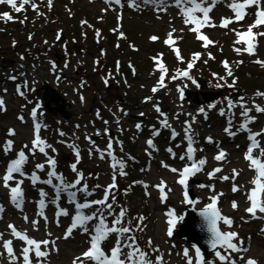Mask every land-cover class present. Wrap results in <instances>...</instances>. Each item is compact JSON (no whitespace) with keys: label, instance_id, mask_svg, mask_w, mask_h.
I'll return each instance as SVG.
<instances>
[{"label":"rangeland","instance_id":"374dc122","mask_svg":"<svg viewBox=\"0 0 264 264\" xmlns=\"http://www.w3.org/2000/svg\"><path fill=\"white\" fill-rule=\"evenodd\" d=\"M33 5L36 7L34 8ZM1 8L7 10L4 5ZM103 8L104 6L99 4V0H95L93 3L87 0H31L24 5L23 10L20 11L22 14L19 16L26 23L28 21L31 24V27L26 29L27 31L24 32L19 27L10 40V38H3L7 36L2 34L3 30L0 27V64L3 63L2 66L0 65V81L7 80V76L11 71H13V77H15L14 84L7 85L8 88L5 89L7 91L0 89V100H3V105L0 106V118H2L0 120V142L3 144L7 140L14 142L12 151L8 153L9 155L14 150L22 149L26 144L30 148L33 140L32 120L29 118L27 122L26 111L32 103H40L44 84L56 89L62 96H66L69 99L70 105L67 107L69 117L59 123L58 117L60 114H51L47 111L51 116L49 119H45V109L42 105L41 111H38L37 115L42 122L43 139L44 135L50 137L49 141L45 142L47 145H51V148H46V151L49 155H54L55 151L52 149H55L56 145H60L62 153L69 157L67 161L71 168V165L77 162V157L75 150L69 147L67 142L70 141L69 139H73L76 143L78 142L77 148L79 149L80 160L77 163V169L83 173L84 182L92 187L90 191L94 192L93 195L99 199L104 197L105 189L113 183L111 181L113 176L117 177L118 184L130 178L139 177L147 181L144 182L142 179L135 181L133 183L136 186L134 190L129 189L127 192L119 190L116 185L111 192L114 194L115 199L120 200L121 203L119 206L115 205L118 208L114 209L111 201L113 205L112 211L114 214H118L121 209L126 211L122 226L130 227L132 232L125 235H134L137 238V245L148 254V260L152 264H156L157 257L162 258V264H187L188 259L182 256V249L187 248L189 256L192 257V243L181 236L171 237L166 234L169 227L167 213L169 211L174 213L176 223L172 231L176 234L179 232L182 211L187 207L185 201L180 197V188L177 186L176 175L171 174L168 169L162 168L158 163H153L152 168L149 171H145V169L143 170L144 161L141 163L135 162L128 157L126 159L132 163H129L131 173H128L126 178H124L126 172H128L126 162L122 170L119 167L116 169L108 168L104 149L107 150L106 146L110 140H114L117 144L119 143L118 147H114L115 156L119 161H124L120 159L122 156H133V153L127 150V146L139 152L141 141L136 138L131 125L137 118L142 117V108L151 111L154 102L145 101L146 99L143 98L146 96L163 97L161 90L169 87L167 82H164L163 87H159V83H152L154 78L149 79V75L153 76L151 73L149 74L152 68L149 60L150 56L156 55L159 50L162 52L164 49L162 48L161 40L156 42L149 41L151 34H158L160 39L173 29L176 36L178 35V30L183 34L179 38H182L180 45L186 59H180V63L168 60L166 64L184 67V65L188 66L189 63H192L195 66L194 70H196L192 72H197L196 75L200 80V84L199 87H191V92L187 99L179 100L177 104L176 91L164 94L166 96L164 97L166 101L165 110L167 109L169 113L179 112L183 115H181L183 119L186 118L188 112L182 109L181 105L198 106L199 103L195 101V98L198 101L204 99V95L198 90L199 88L209 91L211 94H217V100L224 94V96L231 97V100L233 99L239 105L241 103H250L249 95L264 93V66L254 65L251 62V58L238 55L235 51L236 48L232 46V34L230 32L227 34L222 30H215L211 33L213 43L208 46L207 54L193 59L194 56L191 57L192 52L198 51L194 44V36L188 34L185 28L178 24L179 19L174 12H169L166 15H156L152 12L126 10L122 29L126 37L122 33L121 40L117 41L119 44L109 42L106 39V33H111L110 30L114 29L116 24H108V27L104 28V30L99 29V27H103L102 23L105 21L109 23L114 21L115 11L107 10L103 14ZM15 13L12 10L11 14H9L14 17ZM23 13H25V16ZM0 16H2L1 12ZM114 23L116 22L114 21ZM173 26H177L178 29ZM59 33L60 35H58ZM61 33H63V36ZM58 36L59 39L57 38ZM73 37L75 40H73ZM117 38L119 39V37ZM129 40H133L134 45L139 46V50L135 53L129 49ZM152 45L155 46L154 50L151 49ZM22 56L26 57L24 64L19 62ZM257 56L264 61V46L259 47ZM117 60L123 65H126L127 61L135 64L138 68L137 74L134 75L130 72L129 80L126 82H124L126 79L122 74L114 77V75H117L114 68V63ZM225 61L228 63L231 73H235L234 79L236 81L231 80V77L227 76L228 70L224 67ZM51 69L54 70L53 74L50 72ZM211 70L217 71L219 76H215L216 78L212 77ZM104 71L111 72V76H107L105 79L102 78L100 74L104 73ZM173 73L171 72L168 76V80H174ZM200 73L205 74V76L202 78ZM119 83L124 84V87L117 86ZM174 83L180 84L181 82L177 81ZM114 84L116 86H112ZM217 85H220V87H217ZM150 86L158 88L156 94L150 90ZM0 87L5 88L2 81L0 82ZM11 87L22 91L26 94L25 97L15 99L16 95L12 92ZM125 98L130 100V102L124 103ZM241 98L243 99L241 100ZM81 99L84 101L80 102ZM119 103L124 104L128 111L124 112L123 109L120 111V108L117 107ZM204 103L206 101H202L200 104L203 105ZM258 104L260 105V103ZM98 107L103 108L102 112L97 111ZM110 108L120 111L123 115V120L118 125V119L114 116L110 117ZM238 109L242 110V107ZM96 111L100 114L101 119L100 116L97 118ZM20 117H23V119L21 120ZM186 119L187 121L184 122H187V124L192 123L194 133L197 138L199 137L197 140L199 150L202 153L208 152L209 154V151L204 148V139L209 134L213 135L216 132L214 126L209 128L202 124L198 118L192 116ZM181 121L183 120L181 119ZM77 123H80L83 131L78 129ZM202 126L204 131L200 134L199 129ZM9 130H14L15 135L10 136ZM108 130L110 135L107 134ZM220 131L216 133L220 134ZM121 132H124L122 135L127 140L121 135L118 136L121 139L114 137V134H121ZM130 132L131 135L129 134ZM60 133H64V135ZM92 135L95 139L94 143L90 142L93 140L91 138ZM163 140L165 141V138ZM235 148L234 144L231 145L227 160L222 164V171L217 175L209 177L207 172L202 173L197 181L190 183L195 194L194 207L200 208L198 210L195 209L196 213L198 212L195 219L198 218L201 211L205 208V203L208 201L209 196L219 194L221 201L218 209L224 213L225 218L232 221L230 226L221 222L222 231L237 233L236 241L243 245L245 249L250 246V250L240 257L230 251L228 254L231 257L237 256L238 264H243L244 258L251 256L257 258L261 264H264V236L258 229V225L264 219L260 222H248V217L243 213V207L246 204L243 188L248 185L251 173L246 162L234 150ZM96 149L100 151L98 152ZM24 150L28 152V149ZM213 150L215 153L216 149L214 146ZM0 152L1 155H5L3 149ZM101 154L104 155L103 159ZM29 155L31 156L30 153ZM30 156H28L29 161H32V158H39V161H42V153L39 151H36L33 157ZM203 157L205 158L206 156L203 155ZM234 169L238 175L233 178ZM121 171L125 174L121 175ZM74 175H76L75 172L70 178L74 177ZM224 176H228L229 179H222ZM88 177L93 179L92 182L87 180ZM163 181L165 182L164 184ZM234 184L239 186V191H231V186ZM161 187L165 194L163 198L161 197ZM4 189L0 181V203L5 202ZM233 200L237 202L236 208L231 207V201ZM34 217L28 218V226L19 221L18 224H22L25 227L21 229L30 238H34L37 241L46 238L54 241V243H50L47 246V249L42 245V250L48 251V256L42 258L40 264H73V259L79 256L81 249H78V247L80 243L74 242V237L64 239L63 232L60 231V228H56V224L53 222H42L34 226L31 223ZM13 219L17 220V218ZM21 219L24 223V215L22 214ZM10 220L6 216L5 222ZM8 225L6 224V226ZM181 235L185 236L182 232ZM239 237H242V241ZM7 239L13 241L12 247L17 260L21 259L22 247L26 246L12 234L5 233L2 236V240H0V251H2V254L0 253V264L9 262V257L4 253V248L2 247V242L7 241ZM207 247L206 262L221 263L209 243ZM218 250L222 253L225 252V249L218 248ZM124 251L127 253L128 250L125 249ZM31 254L37 260L34 252H31Z\"/></svg>","mask_w":264,"mask_h":264},{"label":"snow or ice","instance_id":"6c2138e0","mask_svg":"<svg viewBox=\"0 0 264 264\" xmlns=\"http://www.w3.org/2000/svg\"><path fill=\"white\" fill-rule=\"evenodd\" d=\"M116 4H120L121 0H113ZM29 0H0V4H7L11 6L16 12H20L23 10L24 5L28 4ZM140 3L144 5H153L158 10L166 11L167 7L173 6L180 10L182 14V18L184 20L185 25H194L190 30L194 33H197V39L204 41V45L207 46L208 44L213 43L210 41L207 36L199 34L201 29L205 26L213 27L215 26L209 13L212 11V8L215 7L217 3H224L230 10L234 13L233 18H221L220 27L228 28L230 24L233 22L242 21L246 15L249 13L247 9L250 7H255V12L251 13L255 16V20L253 24L247 27L246 31H239L233 29L237 36V40L235 41L236 44H245L246 47L243 51H247L249 54H253L254 49V36L256 34L253 33V28L259 27L264 25V0H131L129 6L139 8ZM35 8L36 6L33 5ZM196 13L202 14V16H197ZM2 16L8 20L13 19V17L5 12ZM259 35H264V33H258ZM59 39V36L57 37ZM152 40L158 39L157 37H151ZM166 44H172V33H169V38L165 40ZM235 51L240 53L242 50L240 48H236ZM177 55L179 53L177 51ZM199 54H195L193 59H196ZM257 63H261L257 61ZM192 63L188 64V68H192ZM264 66V65H262ZM225 69L228 70V75L231 76V70L229 69L228 63L224 62ZM160 71L163 73L166 71L163 64H160ZM177 76H184L189 77V73L187 71L178 72ZM176 77H173L175 79ZM15 79V77H12ZM164 75H161L159 78V87L164 86ZM107 83V81H105ZM195 83V81H193ZM220 87V85H217ZM158 90L157 87L152 89L153 92ZM19 91V89H18ZM181 93V98H183V90L179 89ZM23 95V92H20ZM258 95L264 96V93H259ZM83 99V98H82ZM150 99V98H148ZM243 98H241L242 100ZM3 105V100H0V106ZM236 105L233 103L231 99L226 98V108L230 111ZM212 107V106H210ZM243 111L241 112V116L244 117V121L239 125V129L245 130L249 132L248 140L250 141L246 153L245 159L250 162V168L256 172V176L253 180L250 181L252 185L246 192L247 200L249 202V207L246 208V212L250 214L252 217H257V213L264 214V148L260 147L259 141L256 139L257 136L264 135V130L258 133H252L248 129V124L253 122V118L249 116V113L252 111L251 108H248L243 103L240 104ZM255 111L264 113V108H261L259 105H254ZM158 113H160V108L156 107L155 109ZM38 106L33 107L31 111V116L33 117L34 122L36 121L37 117ZM200 112H204V108L199 110ZM221 115H225V109L222 108L220 110ZM142 115V114H141ZM163 116L164 114L161 113ZM22 120L23 117H20ZM187 124V122H185ZM163 127H170L167 122V118L162 121ZM232 120H228V127L224 129V131L234 136L236 132L232 131ZM137 129L141 128V125L138 123L136 125ZM41 124L39 122L34 123V138L31 141V147L26 144L23 148L16 154L15 158H12L8 161L5 173L0 180L3 181V186L9 189L10 192V200L11 202L17 207L21 208L23 203V189L21 185L23 184V179L26 177V173L23 170V166L26 164L28 160V154H26L24 149H28V153L31 155H35L36 151L44 154L46 157V164L49 168L47 172V178L41 179L40 176L37 174L38 171H44L45 164L38 163L35 166V169L29 178L33 185L37 183H43L45 185H49L53 189V196L48 197V194L43 190H39L40 200L38 201L39 211L38 215L44 216V208L46 207V198L49 200L50 203L55 204L57 207V222L60 216H69V212L67 209H62L59 207V201L61 197H66V202L69 205L73 206V214L71 216V224L66 229L65 237L68 238L69 235L75 229H80L82 234L88 235L89 239L87 243L89 247L81 254V256L75 257L73 259V264H86V262H91V264H152L151 261L148 260V254L141 250L136 243L137 238L134 235H125L132 232V229L127 226H122L124 224V216L126 215V211L121 209L118 214H114L112 211L113 205L109 202V195L116 187L115 185V176H113V183L109 185L105 189V194L102 199L90 200L88 197L93 195V192L89 190L88 185L86 183H82L84 177L83 173L77 169V163L80 160V153L79 149L74 144H69L68 146L75 150V155L77 157V162L71 165V169L73 172L77 174V178L72 181H66L65 178L57 173L56 169V160L52 157H49L46 148H51V145H47L46 142L40 136ZM64 135V133H60ZM9 135H15L14 130H9ZM154 135H158V132L154 133ZM178 133L174 130L172 131V138L174 139ZM90 139V138H88ZM185 139L187 140V148L184 154L179 156L181 161H190V164H185L182 167V170H179L175 167L171 168L170 170L173 173H178L179 179L178 183L180 185L187 187V182L189 177L194 176L196 173L202 170V166L206 164L205 158L196 159L195 152L197 149L194 147L193 136L190 134V125L185 128ZM208 142H212L211 138H207ZM91 142V141H90ZM94 143V142H93ZM14 142L12 140H7L4 142L3 145H0V148L3 149L5 155H7L13 149ZM147 144L150 148H155L153 141L149 139ZM107 148V155L112 158V167L116 169H123L124 163L123 161H116V157L113 155L112 152V141L110 140L106 146ZM258 149L259 155L254 156L253 151ZM55 151V149H52ZM96 151H100L96 149ZM168 152L175 156L172 152V149L169 148ZM226 153L221 149L218 151V154L214 157L215 160L221 161L225 159ZM101 158H104V155L101 154ZM168 167L167 165H164ZM222 171L221 168L214 169L213 173L209 175L212 176L215 173ZM121 175L125 174L123 171L120 172ZM238 175L236 170H233V178ZM16 177H20L21 179H16ZM224 180H228V176L222 177ZM15 186H12L10 182H13ZM55 181V183H54ZM203 187V185H201ZM240 188L237 187L235 184L233 185L232 191L236 192L239 191ZM161 191L163 192V188L161 187ZM78 194L83 195V199L81 200L78 197ZM163 198V197H162ZM217 199L218 197L213 196L211 198V203L206 205V207L201 211V216L203 221L206 225V230L210 234V247L214 250L216 249H225V252L222 253L219 250L215 251V255L221 264H235V261L231 258L228 252H239V251H247V249H242L238 247L237 243H234V239L237 238V233L235 232H223L221 231L217 224L218 222H223L227 225H231L232 221L228 218H225L221 215L219 210L217 209ZM184 200L186 203L191 204L192 201L188 199L187 191L184 192ZM114 201V197H113ZM233 208H236L237 205L235 202L232 204ZM3 212V207L0 206V213ZM112 217L111 225L108 223V217ZM169 219L167 223L168 227V235H172L173 226L176 223V218L172 211L167 213ZM24 219L27 221L28 218L25 216ZM47 221V217H44ZM31 223L35 226L38 222L33 220ZM8 228L11 231V234L15 237L20 239L26 246L22 247L21 249V256L23 264H32V260L30 259V252H34L35 257L37 260L40 258H44L48 255L46 250H42V245L45 249L50 243H54V241L43 240L37 241L34 238H29L25 233L17 230L14 225L9 224ZM117 234V240L115 245L109 250V252H105L102 248V243L106 241L111 234ZM3 234H0V240H2ZM123 237V239H121ZM242 243V242H241ZM13 241H3L2 247L6 250V253L9 257L10 264H15L17 257L14 254ZM125 249H127V253H125ZM196 259L193 261L191 258H188V264H208L206 262L200 252L199 248H195ZM183 255L187 258L189 257V252L187 249L184 250ZM156 264H162V258L157 257ZM214 264V262H213ZM245 264H258V262L254 259L249 258L245 261Z\"/></svg>","mask_w":264,"mask_h":264},{"label":"water","instance_id":"95a60500","mask_svg":"<svg viewBox=\"0 0 264 264\" xmlns=\"http://www.w3.org/2000/svg\"><path fill=\"white\" fill-rule=\"evenodd\" d=\"M42 88H44V91L42 92L44 107L52 114H60L64 119H67L69 117V111L66 106L69 107L70 103L65 101V99L55 89L47 86V84H44ZM203 95L206 96L205 93ZM206 99L209 100L211 98ZM183 212L184 216L181 220L179 232H177L176 235L185 238L187 241L195 244L200 249L207 251L210 234L206 230V225L201 214H199L198 218L195 219L198 212L196 213L192 203ZM181 232L182 234H185V236L181 235Z\"/></svg>","mask_w":264,"mask_h":264},{"label":"trees","instance_id":"16d2710c","mask_svg":"<svg viewBox=\"0 0 264 264\" xmlns=\"http://www.w3.org/2000/svg\"><path fill=\"white\" fill-rule=\"evenodd\" d=\"M22 14V13H20ZM23 15L25 16V13H23ZM23 23H21V22ZM85 26L88 28V26L86 25L85 23ZM0 27H2V30H3V33L5 36L7 37H3V38H6V39H9L11 40L12 38V35L14 34L15 31L18 30V28L20 27L24 32L27 31L26 29H29V27H31V24L27 21L24 20V19H21L20 17H16L14 20L12 21H4L3 18L0 19ZM109 40H112L113 39V35H109ZM1 39V37H0ZM3 41V39H2ZM112 42V41H111ZM3 63H1L0 65L2 66ZM126 71L128 72V70L126 69ZM51 114L47 113L46 114V118H50ZM61 160V159H60ZM60 163V161H59ZM65 168V170L68 172V168L66 166H63ZM132 182V180H130ZM130 181L128 182V184H130ZM119 190H122L121 186H119L118 188ZM113 199L114 197V194L111 195ZM115 198V197H114ZM117 200V199H116ZM117 202L120 204L121 201L120 200H117Z\"/></svg>","mask_w":264,"mask_h":264},{"label":"bare ground","instance_id":"6f19581e","mask_svg":"<svg viewBox=\"0 0 264 264\" xmlns=\"http://www.w3.org/2000/svg\"><path fill=\"white\" fill-rule=\"evenodd\" d=\"M263 216H264V214H263Z\"/></svg>","mask_w":264,"mask_h":264}]
</instances>
